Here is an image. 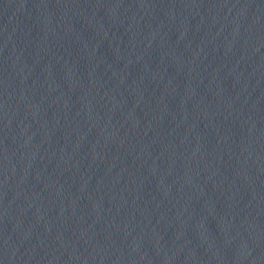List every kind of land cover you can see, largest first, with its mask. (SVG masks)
<instances>
[{"label":"water","instance_id":"95a60500","mask_svg":"<svg viewBox=\"0 0 264 264\" xmlns=\"http://www.w3.org/2000/svg\"><path fill=\"white\" fill-rule=\"evenodd\" d=\"M0 264H264V0H0Z\"/></svg>","mask_w":264,"mask_h":264}]
</instances>
